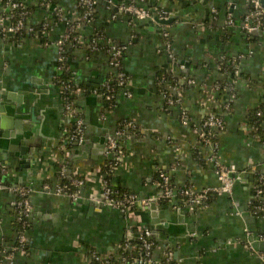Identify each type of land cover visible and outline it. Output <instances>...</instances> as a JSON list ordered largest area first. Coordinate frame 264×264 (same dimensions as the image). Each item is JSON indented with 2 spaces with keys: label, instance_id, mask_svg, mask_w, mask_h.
<instances>
[{
  "label": "crops",
  "instance_id": "0c3cea01",
  "mask_svg": "<svg viewBox=\"0 0 264 264\" xmlns=\"http://www.w3.org/2000/svg\"><path fill=\"white\" fill-rule=\"evenodd\" d=\"M16 1L28 9L27 23L46 22L47 29L15 40L0 36V136L6 133L0 137V162L7 167L2 181L31 190L25 248L15 253L11 264H88L86 250L109 254L126 238L136 240L137 222L152 233L153 261L159 262L168 249L174 264H262L257 254L264 252V242L256 234L264 229V207L255 215L251 202L264 174V144L252 133L249 113L263 106L264 118V17L261 27L247 34L240 27L250 9L248 0H142L159 16L173 17L165 24L153 18L116 17L108 0L96 2L87 23L77 0ZM3 8L0 0V16ZM228 14L232 25L226 24ZM68 20L79 22L81 35L80 44L69 53L68 66L73 84L82 89L74 100L85 143L67 144L64 154L61 138L70 120L56 85L60 72L55 41ZM163 30L173 59L163 46ZM95 33L104 42L91 50L89 39ZM108 40L124 46L121 68L131 90V97L119 95L111 107L100 94L105 79L116 72L108 64ZM162 76L181 88L180 105L165 106L168 81L159 85ZM181 110L187 123L181 120ZM210 112L223 122L215 150L198 137ZM125 120L134 130L119 139V155H107V136ZM214 151L223 164L234 168L237 179L230 194L210 195L206 204L192 208L179 198L155 200L154 209L148 205L132 216L103 203L100 174L106 176L111 162L116 164L108 180L114 187L153 200L160 193V171L168 175L176 193L184 187L216 186L210 159ZM75 172L91 176L88 184L74 188L76 198L42 189L44 184L69 180ZM16 200L15 193L0 190V257L16 245L20 233Z\"/></svg>",
  "mask_w": 264,
  "mask_h": 264
},
{
  "label": "built area",
  "instance_id": "2783aa9c",
  "mask_svg": "<svg viewBox=\"0 0 264 264\" xmlns=\"http://www.w3.org/2000/svg\"><path fill=\"white\" fill-rule=\"evenodd\" d=\"M98 0H77L79 6L83 7L81 18L83 21L91 22L93 18L94 6ZM109 5L116 6L117 13L120 15H129L132 20H148L152 18L151 12L148 8L142 5V0H122L117 4L112 3L108 0ZM250 9L244 14L241 21V29L250 34L258 30L263 21L264 8L260 6V0H248ZM4 12L0 16V36L4 38H11L13 40L17 39L18 36H23L25 34H42L47 29V23H42L40 25H31L27 23L28 10L26 7L16 0H4ZM162 13V12H161ZM58 16L59 14L56 13ZM162 16V14H160ZM227 25H232L233 20L231 14L227 15ZM66 29L64 32L56 39L55 44L58 48V70L60 73H67L69 75V56L71 51L78 47L81 42V35L78 33L79 22L75 21H65ZM163 39V46L169 56L173 59V51L170 43V39L166 30L161 32ZM103 41V37L95 33L89 39V45L91 50H97L99 42ZM106 51L108 57V64L114 68L116 71L114 75L105 79L102 84V90L100 94L107 101L108 105L113 106L117 96H124L126 98L131 97L129 76L121 68L122 55L124 51V46L118 45L111 40L106 41ZM182 68V65H180ZM173 79V77L171 78ZM168 79L162 76L158 83L162 85L166 83ZM187 83L192 84L193 80L187 78ZM169 82V84H168ZM167 82V87L163 91L164 104L166 107H172L180 105L182 102L181 98V88L175 84H171L170 81ZM56 85L60 92L61 103L65 115L70 120V128L64 132L61 138L62 145L60 149L66 153L67 144H80L84 140V129L83 120L75 105V95L82 92V89L73 84L70 76L65 78H57ZM166 86V85H165ZM218 89L219 86H214ZM94 93L97 91L94 90ZM262 111V110H261ZM261 111L257 112V115H261ZM180 117L183 123H187V114L184 110H181ZM261 127L264 128V118L261 121ZM134 124L129 121H123L114 131L113 134L107 136L106 144V154L115 153L116 156L121 153L119 146V139L123 136H127L130 130H134ZM199 141L203 145H210L216 148V143L214 142L217 132L223 129L222 119L215 113H208L202 120L199 127ZM256 126L252 125V133L258 138L260 137L256 133ZM264 144V139L261 140ZM210 159L213 161L215 172L218 178V184L216 186L205 187L199 190H194L189 187H184L179 193H176L168 175L164 171L158 172L157 184L160 188V193L151 199H139L136 194L131 192L122 191L114 187L105 176H101V188L103 194V203L106 206L117 209L124 216L135 215V212L149 205L150 201L155 200H173L179 198L181 204L187 208H192L196 206H201L207 203L210 195L215 194H230L233 191L234 184L237 177L233 176L234 168L226 166L223 164L216 156L215 151L213 152ZM116 162H111L104 174L111 176L113 174L114 166ZM264 167V161H263ZM61 176L65 175L62 163ZM7 172V167L0 162V190L4 189L9 192H13L17 195L16 205V221L20 225V233L18 235V240L16 245H14L4 257H0V264H11L14 255L18 251H22L25 248V231L28 225V221L31 215V203L29 200L30 189L25 187H16L5 185L2 181L3 175ZM92 174V173H91ZM91 176L87 173L75 172L72 177L69 178L68 183H55L53 186L48 184L43 185V190L51 191L57 194L67 195L71 198H76L74 188L78 186H83L89 183ZM264 194V174L259 177V184L255 189L254 196L260 197ZM178 196V197H177ZM263 203L261 200L255 202L251 205V212L258 215L263 210ZM135 230L137 232L136 240L138 241V247H135L130 243V239L126 238L125 241L118 247L117 251L109 254H101L98 251L86 250L83 252V257L88 264L95 261L98 264H112L116 261V264H174L172 251L165 249L162 254V259L158 261H153L152 254L156 247V243L153 240L151 231L143 227L137 222L135 224ZM256 238L264 242V229L256 234ZM137 248V254L133 255L132 251ZM264 264V252L257 254Z\"/></svg>",
  "mask_w": 264,
  "mask_h": 264
},
{
  "label": "trees",
  "instance_id": "16d2710c",
  "mask_svg": "<svg viewBox=\"0 0 264 264\" xmlns=\"http://www.w3.org/2000/svg\"><path fill=\"white\" fill-rule=\"evenodd\" d=\"M27 9V8H26ZM28 10V9H27ZM77 10L79 11V13H82V10H83V7L82 6H79L78 8H77ZM20 37H22V36H18L17 37V39H19ZM224 65H226V62H221V66L223 67ZM67 76H69L67 73H60L58 76H57V78H65V77H67ZM262 107L263 106H261V107H257L256 109H253V110H251L250 111V113H249V118H250V123H252V125L253 126H256L257 128V131H256V133L258 134V136L260 137V139L261 140H263L264 139V128H262L261 127V121L263 120V118L261 117V116H259V115H257V112L258 111H261L262 110ZM109 166V165H108ZM108 166H106L105 167V170H107V168H108ZM105 178L106 179H109L110 178V176L108 175V174H106V176H105ZM69 182V180H68V178H63V179H61L60 180V183H68ZM127 192V191H126ZM255 193V192H254ZM258 200H261V202L262 203H264V194H262V196H261V198L258 196V197H255L254 199H253V201L251 202V205L252 204H255V202H257ZM17 225H18V227H19V230H20V225H19V223H17ZM130 243L132 244V245H134L135 247H138V245H139V243H138V241L137 240H131L130 241ZM137 248L136 249H134L133 251H132V254L133 255H135V254H137ZM89 251H94V250H90L89 249ZM117 262L116 261H114V262H112V264H116ZM91 264H98V263H96L95 261H92V263ZM128 264H130V263H128Z\"/></svg>",
  "mask_w": 264,
  "mask_h": 264
},
{
  "label": "water",
  "instance_id": "95a60500",
  "mask_svg": "<svg viewBox=\"0 0 264 264\" xmlns=\"http://www.w3.org/2000/svg\"><path fill=\"white\" fill-rule=\"evenodd\" d=\"M150 4L153 5V1H152ZM260 6H261L262 8H264V0H260ZM111 10H112V12L116 15V17L123 18V19H125V20H131V19H132V17L129 16V15H120V14H118V13H117V10H116V6H112V7H111ZM150 12H151V15H152L153 20L156 21V22H158V23H161V24L168 23V22L173 18L172 16H167V17H161V16H159V15L156 13L155 8H151V9H150ZM1 127H2V126H0V128H1ZM5 134H6V133L4 132V134L2 133L1 136L5 135ZM1 136H0V137H1ZM84 143H85V141L83 140V141L79 144V147H80V146H83ZM105 151H106V148H105ZM27 161H29V159H27ZM155 206H156V205H155V201H150V202H149V207H150L151 209H154Z\"/></svg>",
  "mask_w": 264,
  "mask_h": 264
}]
</instances>
